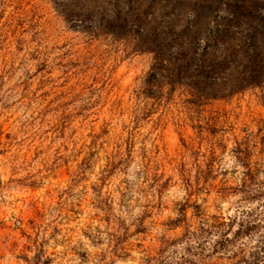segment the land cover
<instances>
[{
  "label": "rangeland",
  "instance_id": "obj_1",
  "mask_svg": "<svg viewBox=\"0 0 264 264\" xmlns=\"http://www.w3.org/2000/svg\"><path fill=\"white\" fill-rule=\"evenodd\" d=\"M131 3L0 0V264H264V84L171 83Z\"/></svg>",
  "mask_w": 264,
  "mask_h": 264
},
{
  "label": "trees",
  "instance_id": "obj_2",
  "mask_svg": "<svg viewBox=\"0 0 264 264\" xmlns=\"http://www.w3.org/2000/svg\"><path fill=\"white\" fill-rule=\"evenodd\" d=\"M130 1L126 13L132 12V18L124 19L123 29L129 32L127 24L136 25L146 49L154 53L155 68L165 71L171 83H183L200 97L225 96L264 84V0L227 6L229 16L197 5L193 14L176 12L165 20L145 8L149 2ZM151 1L150 5L157 3ZM202 10L209 13L206 18L198 16ZM207 226L202 222L199 232L207 231Z\"/></svg>",
  "mask_w": 264,
  "mask_h": 264
}]
</instances>
